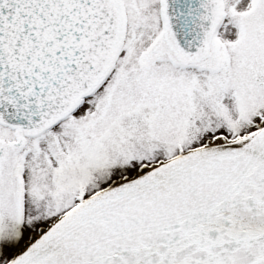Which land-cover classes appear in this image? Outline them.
<instances>
[{"label":"snow or ice","instance_id":"obj_1","mask_svg":"<svg viewBox=\"0 0 264 264\" xmlns=\"http://www.w3.org/2000/svg\"><path fill=\"white\" fill-rule=\"evenodd\" d=\"M0 264H264V0H0Z\"/></svg>","mask_w":264,"mask_h":264}]
</instances>
